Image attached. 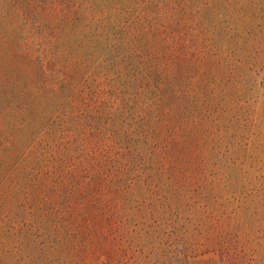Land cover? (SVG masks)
Returning <instances> with one entry per match:
<instances>
[{
	"label": "rangeland",
	"instance_id": "rangeland-1",
	"mask_svg": "<svg viewBox=\"0 0 264 264\" xmlns=\"http://www.w3.org/2000/svg\"><path fill=\"white\" fill-rule=\"evenodd\" d=\"M0 264H264V0H0Z\"/></svg>",
	"mask_w": 264,
	"mask_h": 264
}]
</instances>
